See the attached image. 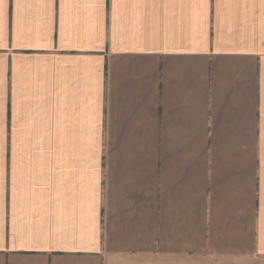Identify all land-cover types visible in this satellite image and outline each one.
Listing matches in <instances>:
<instances>
[{
    "label": "crops",
    "instance_id": "0c3cea01",
    "mask_svg": "<svg viewBox=\"0 0 264 264\" xmlns=\"http://www.w3.org/2000/svg\"><path fill=\"white\" fill-rule=\"evenodd\" d=\"M264 258V0H0V264Z\"/></svg>",
    "mask_w": 264,
    "mask_h": 264
},
{
    "label": "rangeland",
    "instance_id": "374dc122",
    "mask_svg": "<svg viewBox=\"0 0 264 264\" xmlns=\"http://www.w3.org/2000/svg\"><path fill=\"white\" fill-rule=\"evenodd\" d=\"M183 264H264V258H208L195 257L183 259Z\"/></svg>",
    "mask_w": 264,
    "mask_h": 264
}]
</instances>
